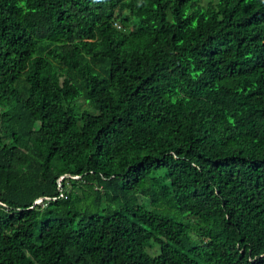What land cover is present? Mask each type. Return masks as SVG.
Segmentation results:
<instances>
[{
  "label": "trees",
  "instance_id": "16d2710c",
  "mask_svg": "<svg viewBox=\"0 0 264 264\" xmlns=\"http://www.w3.org/2000/svg\"><path fill=\"white\" fill-rule=\"evenodd\" d=\"M199 1L0 0V264H264V0Z\"/></svg>",
  "mask_w": 264,
  "mask_h": 264
},
{
  "label": "rangeland",
  "instance_id": "374dc122",
  "mask_svg": "<svg viewBox=\"0 0 264 264\" xmlns=\"http://www.w3.org/2000/svg\"><path fill=\"white\" fill-rule=\"evenodd\" d=\"M207 0H200L199 2H200V4H204L205 2H206ZM156 247H150L149 248V251L150 252H152V253H154V252H156V249H155Z\"/></svg>",
  "mask_w": 264,
  "mask_h": 264
}]
</instances>
